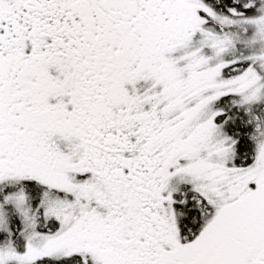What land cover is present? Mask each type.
Segmentation results:
<instances>
[{
	"label": "snow or ice",
	"instance_id": "obj_1",
	"mask_svg": "<svg viewBox=\"0 0 264 264\" xmlns=\"http://www.w3.org/2000/svg\"><path fill=\"white\" fill-rule=\"evenodd\" d=\"M0 264H264V0H0Z\"/></svg>",
	"mask_w": 264,
	"mask_h": 264
}]
</instances>
